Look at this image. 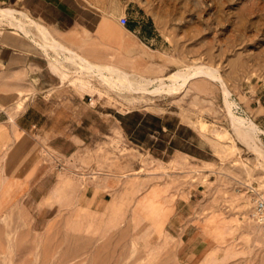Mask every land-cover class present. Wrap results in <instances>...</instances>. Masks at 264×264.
<instances>
[{
  "label": "rangeland",
  "instance_id": "obj_1",
  "mask_svg": "<svg viewBox=\"0 0 264 264\" xmlns=\"http://www.w3.org/2000/svg\"><path fill=\"white\" fill-rule=\"evenodd\" d=\"M129 2L133 15L149 18L159 34L151 47L161 51L141 54L137 66L126 57L116 65L135 79L195 64L220 78L148 93L112 89L68 68L73 85L97 90L98 101L91 94L85 101L98 112L88 108L80 145L43 133L26 179L4 177L14 147L7 125L0 264H264V229L251 215L252 195L264 188V0ZM222 82L235 113L260 128L257 146L236 134ZM13 100L22 111L25 97Z\"/></svg>",
  "mask_w": 264,
  "mask_h": 264
},
{
  "label": "crops",
  "instance_id": "obj_2",
  "mask_svg": "<svg viewBox=\"0 0 264 264\" xmlns=\"http://www.w3.org/2000/svg\"><path fill=\"white\" fill-rule=\"evenodd\" d=\"M6 7L23 12L49 31V40H43L33 24H27L24 30L3 20L10 26L0 28V136L7 125L14 135L10 144L14 147L5 155L3 173L7 179H26L34 172L32 163L40 161L42 134L47 133L45 140L63 137L80 145L83 139L77 132L85 129L89 108L85 98L91 93L82 90L84 86L79 81L72 84L74 75L66 78V72L71 71L68 68L75 65L64 61L62 67L56 63L58 55L51 41L56 38L62 46L96 65L102 62L114 66L120 57L131 59L137 66L141 54L160 52L161 45L152 49L159 34L146 14L133 15L129 0L124 5L119 0H0V8ZM123 15L127 17L126 24L119 22ZM91 95L98 101L97 90ZM20 96L26 99L25 104L22 101L17 104L18 108L25 105L22 111L13 100ZM97 108L89 109L98 112ZM10 115H13L11 125ZM56 124L59 127H54ZM14 131L19 134L16 136ZM28 147L33 156L26 150Z\"/></svg>",
  "mask_w": 264,
  "mask_h": 264
},
{
  "label": "bare ground",
  "instance_id": "obj_3",
  "mask_svg": "<svg viewBox=\"0 0 264 264\" xmlns=\"http://www.w3.org/2000/svg\"><path fill=\"white\" fill-rule=\"evenodd\" d=\"M3 20L8 21L9 24L15 26V28L19 27L24 30H26L25 26L27 24L28 25L33 24L36 26L38 31L42 33V36L44 37L43 40L44 39L49 40L48 38L49 31L47 32L48 29L46 30V27L44 25L34 21L30 17L26 16L23 12L15 11L14 9L8 7L0 8V22H2ZM54 38L55 37H53V39ZM55 40L57 39L55 38ZM55 40L51 41V44L56 54L58 55V58L56 59L54 58L56 63H59L61 64L62 67H65L63 62L68 61L73 65H75L76 72L84 73L85 75L87 74L88 76H97L103 83L107 84L112 89L114 88L118 90L141 91L148 93H160L164 91L172 92L177 89L179 90V88L185 85L188 81L201 75L208 76L211 78H217V79L220 78L219 77L220 75L219 76L216 75L214 72L215 70L210 68L211 66L209 67L207 65L196 66L195 64L192 67L191 71H183L180 68L170 73L167 76L141 75L139 79H135L132 76L133 75L132 72L117 67L118 65L114 66L102 62H98V65H96L95 63L84 59L82 56L78 55L72 49H68L67 47L62 46L61 42L60 43L57 42L58 40L57 41ZM47 45L46 48H48ZM66 50L68 52H66ZM166 80L169 81L167 82ZM151 86L152 88H150ZM222 86L224 90V104L226 106L227 113L230 116L231 123L234 127L236 134L247 144L251 146H257L258 144L255 142V138L258 137L257 133L260 131V128L248 116H242L235 113L234 107H236V104L229 97L231 91H229V89L223 82H222ZM257 148L256 150H258Z\"/></svg>",
  "mask_w": 264,
  "mask_h": 264
},
{
  "label": "built area",
  "instance_id": "obj_4",
  "mask_svg": "<svg viewBox=\"0 0 264 264\" xmlns=\"http://www.w3.org/2000/svg\"><path fill=\"white\" fill-rule=\"evenodd\" d=\"M119 22L126 24L127 17L125 15L120 16ZM251 215L256 223L264 229V188L255 190L252 195Z\"/></svg>",
  "mask_w": 264,
  "mask_h": 264
}]
</instances>
